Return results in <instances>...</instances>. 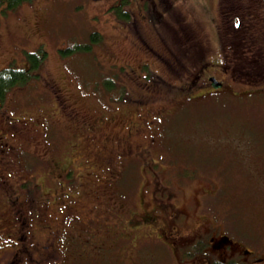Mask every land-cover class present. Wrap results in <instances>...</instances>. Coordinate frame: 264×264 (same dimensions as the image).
<instances>
[{
  "label": "rangeland",
  "instance_id": "rangeland-1",
  "mask_svg": "<svg viewBox=\"0 0 264 264\" xmlns=\"http://www.w3.org/2000/svg\"><path fill=\"white\" fill-rule=\"evenodd\" d=\"M121 1L126 2H123L124 9L134 11V25H141L133 27L128 24L131 20L127 21L114 10L118 9ZM157 1L32 0L16 9L0 13V69L11 64V61L14 65L24 66L23 63L30 52L46 51L35 85L27 89L15 88L4 97L1 103L3 110L0 111V126L8 131L12 144L23 148L22 151H15L10 159L8 193L17 192L21 199V212H26L25 216L36 229L41 230L43 223H52L54 228L58 229L56 237L49 236L48 241H43L47 244L54 241L58 248L59 244L67 248L72 244V239L81 235L78 233L80 228H94L92 222L87 219L96 215L95 199L100 205L99 210L105 215H111L106 208L109 204L111 206L112 202L122 215H127L130 209H138L140 203L141 207L142 203H145L146 208H150L153 201V182L170 180V189L176 191L179 185L178 175L184 168L198 171V176L188 182L190 193L193 192L188 193L191 203L189 207L198 202V199H202L203 191L200 186H204L211 189L215 197L206 199V196H203V200L211 203L209 206L214 212L216 209L217 215H232L241 227L258 232L264 230V87H260L261 92L249 91L243 97L232 98L227 92L240 94L247 90L239 82L243 74L234 73L232 77H227L216 69L220 48L219 27L223 44L225 41H231L237 43L238 49H241L240 45L244 43V39L237 37L241 34L242 37L247 36L250 39L252 46L248 48L251 52L261 51L257 47L260 40L264 39V33L261 32L262 28L258 29L252 23L257 18V21L260 19L258 26H264V0H236V3H242L243 6L250 4L254 17L244 18L248 26H243V31L232 32V35L228 33L230 26L222 20L223 12L236 16L238 10H231L230 3L225 0L222 4L218 0H168L171 3V10L165 16L169 19L168 33L161 26L155 25L156 21L143 17L142 13H146L148 8L145 6L143 10L140 5ZM122 22H125V25L127 23L125 34L121 33ZM181 28L188 38L178 44L180 48L174 40L178 38ZM94 31L102 34L101 42L95 43L92 40L91 34ZM161 39L169 41L170 47H174L176 53L174 56L169 55L167 65L158 61L154 65L157 70L154 69L151 74L143 76L138 70L140 63L144 59H151L148 58L150 53L146 51L145 43L161 51ZM253 40H256L257 44ZM87 44L90 45L89 49L84 48ZM68 47L73 49L66 52ZM198 48L204 51L203 58L208 57V61H211L204 70L200 69V62L194 63V53ZM126 62L131 64L134 70H131ZM198 74L201 75L198 76V81L202 82L207 81L209 75L225 77L221 78L225 91L216 93L217 96L207 97L200 103L180 96L176 90L177 86L188 83ZM44 76L48 80L45 81ZM49 81L57 88L60 87L61 91L58 93L55 88L53 94ZM109 85H113V89H110ZM80 89L87 95L82 94ZM63 95L70 98V102L77 108L76 111L84 112L88 116L100 112V105L106 110L104 113L121 114L125 109L129 110L126 113L131 114V104L143 96L147 97V101L142 104L145 105L143 110L150 109V114L155 118L159 109L167 110L169 113L161 119L157 132L152 130L151 134L143 133L134 143L143 149L152 150L154 139L164 137L165 140L157 139L162 149L158 156L154 153V158H158L159 165L168 170L153 174L152 169L141 168L143 164L140 159H128V155H125V159H120L118 143H110L108 149L105 142L101 143V147L91 146L93 139L88 137L90 130H80L75 125L76 122H72L71 128H68L69 120L62 112L57 113L58 98L61 101ZM115 98L119 99V104H115V101L111 106L106 104L105 101ZM217 104L219 105L215 107ZM120 105L122 108L117 109ZM147 116L149 119L150 115ZM49 120H56V130L43 127V123ZM109 125H113V122ZM120 126L121 123H118L116 128L105 127L102 130L104 133L117 132ZM72 129L74 130L71 131ZM120 135L121 133L117 132L118 139ZM232 137L244 138L240 139V142L236 139V153L229 155L224 152V148ZM98 138L99 136L94 140L97 141ZM112 141L117 140L114 137ZM65 152L69 153L71 158L70 168L73 167L70 176L74 178L77 174L72 171L79 169L75 183L70 178V182L66 183L68 174L61 170H52L50 173L49 159L55 155L67 157ZM200 158L204 161L201 162ZM135 163L142 165L133 173L130 166ZM46 165L49 166L48 175L53 176L50 180L43 179L46 185L45 199L41 197V201L39 198L20 194L18 190L21 183H25L23 188L35 194L36 182L40 183L42 180ZM159 165L155 169L162 168ZM62 174L66 175L65 178L62 177L65 184L59 182ZM221 174L225 175L226 187L220 181ZM26 179L28 182H24ZM69 186H72V189H69ZM0 197L3 195L0 194ZM46 197L51 199L46 200ZM72 203L74 206L70 208ZM3 207L5 212L1 211ZM211 208L207 211L211 212ZM234 213L237 215H233ZM0 216L5 220L0 223V229L6 227V231H13L17 224L15 215L12 206L9 204L7 208L3 199H0ZM45 232L42 229L43 235H46ZM62 233H65L66 239L61 237ZM23 255L28 256L27 253ZM84 255L87 260L98 257L92 264H111L108 255L92 256L88 252H81L80 247H77V252L61 253L60 257L52 261L48 259L46 263L69 264L70 259L77 257V260H82ZM142 255L145 261L144 252ZM110 258L114 259L113 256ZM116 259L120 260L121 257ZM146 264L162 262L157 258Z\"/></svg>",
  "mask_w": 264,
  "mask_h": 264
},
{
  "label": "flooded vegetation",
  "instance_id": "flooded-vegetation-1",
  "mask_svg": "<svg viewBox=\"0 0 264 264\" xmlns=\"http://www.w3.org/2000/svg\"><path fill=\"white\" fill-rule=\"evenodd\" d=\"M219 1L221 2L222 0ZM225 1L230 3V9L234 12L237 10L241 11L243 8L237 5L238 3H236V0ZM170 10L171 3L168 0H158L156 3L152 4L150 11H146V13L142 14L143 17L148 18V20L156 21L155 25L164 26V29L168 33L169 19L167 20L165 16H167ZM129 11L130 15L134 13L132 9ZM155 13H157V15ZM149 15L151 16L150 18ZM252 17L254 16L252 15ZM262 17L264 18V16ZM135 22L136 20H131L128 24H132L133 27H138L140 23L134 25ZM126 25L125 22H122L120 27L122 30V32H120L122 34H125V30L128 29ZM249 25L251 26L250 23ZM187 38V33L185 35L184 29L181 28L178 38L174 41L176 45L180 47L178 44L186 41ZM230 43L232 44L234 42ZM145 44L146 51L150 53L148 58L151 59H144V61L140 63L138 70L143 76L151 74L154 69L157 70L154 65L158 61L162 64L164 62L167 65V58H169V55L174 56L176 53L174 47H170L169 41L167 42L164 39H161V45H159L161 51L155 49L151 45L148 46V43ZM237 46L238 44L236 43L233 45V47ZM227 52L228 56H232L234 53L233 50ZM147 71L149 73H146ZM224 72H226V74H232L231 69L225 70ZM211 77L212 76L209 78ZM221 81V89L217 88V91H215L216 93L225 91V84L223 80ZM206 82L208 83V81ZM59 91L61 90L59 89ZM227 93L230 96L238 94L237 92ZM62 100L64 101L63 107L65 109L70 106V98L63 95ZM144 106L145 105L142 106L141 113L138 112L137 114V112L135 113L133 111L135 114H132L128 118L123 115V112L121 114L111 113V116H101L97 115V113H95L94 116H88L83 112H77L79 116L72 114L70 116L71 120L68 121L69 126L67 127L71 128L70 124L76 122L78 125H75L80 128V130H87L86 132L90 130L88 137L90 140L93 139L90 143L91 146L100 145L101 147V141L103 139H106L108 142L111 140V144L120 143V152L118 153L120 159H125V155H129L127 156V158L129 157L128 159H140L143 165L133 164L130 167L135 166L136 169H138V167L142 165L141 168L145 167L149 170L152 169L153 174H157L158 171L164 172L168 169H163L164 166L159 165L160 160L158 158L149 157L146 159L145 156L142 157L143 153L141 149H137L140 145H135L134 141L139 135H143V133L151 134L152 130L156 133V130L160 127L161 119L169 112L163 108L159 109L155 118L154 115L150 114V109L143 110ZM1 110L3 109L0 105V111ZM82 114L86 116L81 117ZM147 115H150L149 119H147ZM54 121L56 120H49L47 123L44 122L43 125L46 126V129H57L58 127L54 125L56 124ZM111 122H113V125L110 126L109 123ZM106 123L108 124L105 125ZM118 123H121L117 131L121 133L119 136V139H121L120 141L116 131L104 133L102 130L105 127L116 128ZM51 125H54V128ZM149 129L151 130L149 131ZM73 130L74 129L71 131ZM109 133L111 135L110 140ZM98 136V140H94V138ZM154 136L156 138L157 134ZM114 137L117 140L116 142L112 141ZM159 138L161 137L154 139V142L151 144L152 149L153 147L155 148L158 142L157 139L159 140ZM110 143H105L108 144L107 149ZM22 150L23 148L21 146L12 144L8 131L0 126V190H2L0 194L3 195L0 199L5 201L7 208L8 199L20 200L21 202L17 192L8 193V165L13 153ZM68 160L70 161L71 158H68ZM50 165H54V167L62 166L61 161L55 159L54 163ZM157 165L162 168L159 167L155 169ZM69 168H67L68 171L70 170ZM154 177L155 176H153V178ZM165 180L156 181V183L153 182L154 189L152 190V199L156 198L152 201L154 205L150 208H146L144 203H142V207L140 203L138 209L134 211L130 209V215H105L102 210H99L100 205L97 200V204H95L97 217H88L87 219L88 221L90 220L89 222H92L94 228L91 230L84 228L83 231L85 235H79V238L75 237L72 239V244L67 248H64L65 246H61L60 244L58 248L54 241L52 244L43 242L48 241L49 236L53 238L57 236L58 229L54 228L52 223H43L41 225V230L36 229L25 216L26 212H17L15 215L17 224L13 228V231H6V227L0 229V264H47L46 261L48 259L51 261L57 259L60 257L61 253L77 252V247L81 249V247L84 246L86 252V243H92L94 241H98L95 245V249L97 250H94V252L107 255L109 252L108 250H110L108 256L110 257L111 255L114 257V259L111 258L113 264H146L153 262L157 258L161 260L162 264H264V230L258 232L250 228L241 227L237 219L232 215H230V217L229 215L222 214V212H218V214L220 213L222 215H217L215 213L216 209L214 212V209L209 206L211 203L203 200V196H206V199L215 197L213 193L204 186H200L203 191L202 199H198V202L192 207H189V205L191 206V203H189L190 194L193 192L190 193L191 189L189 188L190 185L188 181L180 180L178 185L179 190L177 189L174 191L170 189V180ZM158 183L159 186L157 187ZM45 187V183H40L39 186H36L35 194L25 190L18 192L28 197L32 196L39 198L42 201L41 197L44 200L46 196L44 194ZM55 198H58L57 194ZM49 199H51V197H49ZM49 199L46 197V200ZM73 206L74 204L72 203L69 207L73 208ZM210 208L211 212H208L207 210ZM1 211L5 212V208H1ZM233 215L237 214L234 213ZM3 222H5V220L0 216V223ZM42 229L46 231V235L42 234ZM61 237L66 239L65 233H62ZM8 241H10V243H8ZM93 249L94 247L90 248V253ZM147 251L150 252L146 254L145 252ZM142 252H144L145 261L143 260ZM24 253H27L30 258L24 256ZM118 256L121 257L120 260L116 259ZM77 259V257L70 259L69 264H92L93 261H97L94 260V258L89 260L86 258H82V260Z\"/></svg>",
  "mask_w": 264,
  "mask_h": 264
},
{
  "label": "trees",
  "instance_id": "trees-1",
  "mask_svg": "<svg viewBox=\"0 0 264 264\" xmlns=\"http://www.w3.org/2000/svg\"><path fill=\"white\" fill-rule=\"evenodd\" d=\"M28 1H32V0H0V13L2 11L16 9L18 6L24 4V3L28 2ZM123 2H125V1H121L120 2L121 4L118 3L119 4L117 6L118 9H115L114 8V10L117 11V13L121 17H123L124 19H126L127 21L128 20H132V15H130V11L129 10L124 9ZM222 2H223V0L220 3L222 4ZM152 4L153 3H147V5H146V4L142 3L140 6H142V8L143 7L145 8V6H146V8H148V9H146V11H150ZM239 4L243 8H242L241 11H238V14L236 16L234 14L233 15L232 14L229 15V14H226V13L223 12V19L222 20H223V22L225 24H227V25L230 26L228 33H231V35H232V32H236L237 30L243 31V28H244L243 26H248L244 20L246 19V17H248L249 19L252 18V15H253V9L251 8L250 4L249 5H244V6H243L242 3H239ZM239 4H238V6H239ZM262 5H264V4L262 3ZM115 7H116V5H115ZM155 14L157 15V13H155ZM155 14H153V15H155ZM254 21L255 22L252 23V24H255L258 27V29H261L262 28L261 29L262 30L261 32L263 34L264 33V26H261V24H260L261 27L258 26V22L260 23V19H258V21H257V18H256ZM161 27L164 28V26H161ZM219 28H220V30L218 31V38H219V47L220 48H219V51H218L219 54H218V56H217L216 59L218 60V63L217 64L220 65L221 67L217 65V68L216 69L219 70L220 72H222L224 75H227V77H229V76L232 77V75L234 73H238V74L242 73L243 74V77H241V80L239 82H241L242 83V86L243 87H246V89H247V90H245L244 93H240L241 95L240 94H237L235 96H230V95H228V96H230L232 98H239V97H243L249 91L261 92L260 91L261 90L260 87H264V71H263L264 64H262V62L264 61V39L263 40H260V45L257 47V49H260L261 51H259V52H253L252 51L251 52V50L248 47H250V45L252 46V44L249 41V39L247 38V36L246 37H242L241 34H238L237 37H240V38H243L244 39L243 40L244 43H242L240 45L241 46V49H238L239 46L233 47V45L230 43L231 41L229 43H227V41H225V44L222 43L221 27H219ZM91 38H92V40L95 43H99V42L102 41L103 36H102V34L100 32L94 31L91 34ZM253 42L257 44V41L256 40L255 41L253 40ZM84 48L89 49L90 48V45L87 44V45L84 46ZM67 49L68 50H66V52L69 51V50H72L73 48H69L68 47ZM231 50H233L234 53H233L232 56H228V52L227 51H231ZM40 51H41V53L39 51H37V50H35L34 52H30L29 55H28V57H27V60L23 63L24 66L14 65L13 64V61H11V64H8V66L0 69V105L4 101V97L7 95V93H9L10 91H12L13 89L20 88V87H25L27 89V87H30V86L32 87V85L33 86L35 85L34 82L39 78L38 76H40V68L42 67V64L44 63V60H45V57H46V51L45 50H40ZM62 51L65 52V50H62ZM204 55H205L204 54V51L203 50H200V48H198V50L196 51V53H194V57H193L194 58V63L195 62H197V63L200 62V65H202V67L200 69L203 68V70H204V67L206 65L211 64V61L210 60L208 61V57L207 58H203ZM126 63H127L126 65L130 69L134 70L133 69L134 67L132 68V65L131 64H129L128 62H126ZM223 68L225 70H230L231 69V73L232 74H230V73L229 74H226V72H224L225 70ZM244 68H249V70H246ZM200 74L194 75L193 78L188 83L187 82H184V83L178 85L177 88H176V90L179 92L178 94L180 96H184L185 99H188V100H191V101H195V102H199V103L201 101H205V99L207 97H211L213 95L217 96V94H216L215 91H217V88L221 89V86H222L221 85L222 84V81L221 80L223 78H225V77H220L217 74H215L214 76H212L217 81L216 83L219 84V85H215L214 79L212 77L209 78L211 75L208 76V79H207L208 83L206 81L205 82L204 81L202 82V80L201 81L200 80L198 81V78H200L198 76H201ZM43 78L45 79V81L48 80L46 78V76H44ZM142 84H145V83H142ZM50 85H51V88H52V93L54 94L55 93V90H56L55 88H57V87L54 86V83L52 84L51 82H50ZM120 85L123 87L122 84H120ZM109 88L110 89H113V85H109ZM59 89H61V88L58 87L57 90H56L58 93H59ZM262 90L264 91V88H262ZM80 91L82 92V94H86L81 89H80ZM107 92L110 93V91H107ZM221 92H223V91H221ZM110 96L111 95H109V97ZM146 98H147L146 96H143L140 99L136 100L130 106V112H131V114L130 113L129 114L126 113V111H129V110H125L124 109L123 110V115L126 118H128L132 114H135L136 112H137V114H138V112L141 113L142 112V106H143L142 104L147 101ZM55 100H57V99H55ZM118 100H119L118 98L117 99L115 98V99H113L111 101H105V102H106V104L108 106H111L113 104V101H115L114 102L115 104L116 103L119 104L118 103ZM58 102H59L58 103L59 106L57 107V113L62 112L64 114V116L66 117L67 120H71L70 119V116L72 114H74L75 116L78 115L77 112H79V110L76 111L77 108L74 106V103H71L70 102L69 103L70 106H68L65 109L63 107L64 106L63 105L64 104V101L62 100V98H61V101H59V98H58ZM218 105L219 104L215 105V107H217ZM120 106L117 107V109L122 107V106L121 107ZM99 108L100 109H98V110H101L103 112H101V111L100 112H97V115H101V116H111V113L112 114L113 113H117V112L104 113L106 110L103 109V106L100 105ZM139 109H140V111H139ZM133 111L135 113H133ZM67 114H68V116H67ZM82 116L83 115H81V117ZM51 126H53V128H54V125H51ZM43 127L46 129V126L43 125ZM110 136L111 135L109 133V140H110ZM225 136L229 137L230 135H225ZM163 138H159V140H165ZM242 138H244V137H240V138L232 137V139H230L229 142L226 143L227 146L224 148V152L227 153V154H229V155L235 154L236 153V148H237V144L235 143L236 142V139H238L239 142H240V141H242V140H240ZM110 141L108 142L106 139H103L101 141V143H103V142L110 143ZM119 145H121V144L119 143ZM220 147H222V146H220ZM137 149H141V151L143 153L142 157L145 156V158L148 159L149 157H153L154 158L155 157L154 153L155 154L156 153L157 154H160L161 153L160 151L162 149V145H159V143L157 142L155 148L153 147V149H152V147H151L152 150H150L149 148L143 149L141 146L140 147L138 146ZM50 150L52 152V148H50ZM124 151H125V149H124ZM150 151H153V152L150 153ZM146 153H150V154H146ZM64 155H67V157H64V156L63 157H58V156L55 155L53 158H50L49 159L50 164H53L54 163V159H55L57 161H61V165H62L61 167L60 166L59 167H54V165H52L51 166L50 173H52V170H57V171L58 170H61V171H63V173L65 172L66 175L68 174V176L66 177V175L63 174L61 176V178H60L61 181L59 180L60 183L65 184L62 181L63 180L62 177H64V178L66 177V179H67V180L65 179L66 180V183L70 182L69 181V178H70L71 181L73 180L72 182L75 183L77 181L78 176H79V173L77 172L79 169L76 167L77 169L73 170L72 172H75L77 175H75L74 178L71 177L70 176V173H71L70 170L73 167L72 168H69L70 167V161L68 160L69 153L65 152ZM133 156H134V154H133ZM147 156H149V157H147ZM156 156H158V155H156ZM202 160L203 159L200 158V161L201 162H202ZM132 161L134 162L135 160H132ZM204 164H205V162H204ZM185 165H188V164H185ZM205 165H207V164H205ZM63 166H65V167H63ZM188 166H191V165H188ZM44 167H47V169H44L45 171L43 172L42 180L40 181V183H45V180H43V179L49 178V180H50L51 177L53 176L52 174L51 175H48L49 172H47V170H48V167L49 166L46 165ZM66 168H69L70 170L68 171V169L66 170ZM130 171L134 173L135 171H137V169H136L135 166L134 167H130ZM197 173H198V171L195 170V169L192 170L191 168H184V170L180 171V173L178 175L177 181L187 180L188 182L189 181L191 182L192 179H195V177L198 176ZM203 173H206V172H203ZM218 174H219V172H218ZM220 176H221V179H222L220 181L222 183H224V185L226 187L227 181L225 179V175L224 174H221ZM25 181L28 182L27 179L24 180V182ZM210 181H212V179H210ZM40 183L37 181L35 186H39ZM24 184L25 183H21L20 184L18 191H23V190L27 191L25 188L22 187V185H24ZM217 185L219 187V182L217 183ZM209 186L211 188V185H209ZM69 189H72V186H69ZM209 190L211 191V189H209ZM216 190H217V188H216ZM121 199L122 198H120V200ZM154 199H156V198H154ZM154 199H152V200H154ZM96 201L97 200L95 199V204L97 203ZM225 201H227V200L225 199ZM20 203H21L20 200H17L16 201V200H13V199H11V200L8 199V205L10 204L12 206L13 215H16V213L19 212V211H23L22 208H20ZM151 204H152V206L154 205L153 202H151ZM145 206H146V204H145ZM262 208L263 207H261V209ZM106 210H109V212L111 213V215H122V214L118 213L119 212L118 209H115L114 202L111 203V206L109 204L107 206ZM127 215H130V214L127 213ZM92 217H97V215H94ZM77 227L80 228V226L78 224H77ZM83 229L84 228H80V232H78V233H80L81 235H85V233L82 234ZM96 242H98V241H94L92 243L91 242H87L86 243V250H87L86 252L90 253V248L94 247L93 251L90 254L92 256L94 254H96V255L99 254V255H101L103 257L102 254L95 253L94 252V250H97V249H95V245L97 244ZM108 251L109 252L107 253V255H109V253H110V250H108ZM81 252H85L84 246L81 247ZM110 257H111V255H110ZM110 257L108 256L109 261H110L111 264H113L112 263L113 260ZM82 258H86V256L84 255ZM91 258L93 259V257H91ZM97 258L98 257L95 256L94 260H97Z\"/></svg>",
  "mask_w": 264,
  "mask_h": 264
},
{
  "label": "water",
  "instance_id": "water-1",
  "mask_svg": "<svg viewBox=\"0 0 264 264\" xmlns=\"http://www.w3.org/2000/svg\"><path fill=\"white\" fill-rule=\"evenodd\" d=\"M213 79H214V78H213ZM214 81H215V82H214V83H215V85H219L218 83H216L217 81H216L215 79H214Z\"/></svg>",
  "mask_w": 264,
  "mask_h": 264
}]
</instances>
